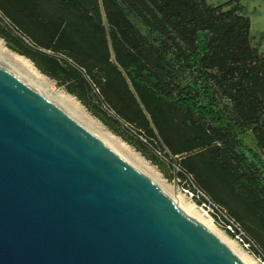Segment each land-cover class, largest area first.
I'll use <instances>...</instances> for the list:
<instances>
[{
    "label": "trees",
    "instance_id": "1",
    "mask_svg": "<svg viewBox=\"0 0 264 264\" xmlns=\"http://www.w3.org/2000/svg\"><path fill=\"white\" fill-rule=\"evenodd\" d=\"M212 1L0 0V39L91 115L170 156L263 260L264 54L240 0Z\"/></svg>",
    "mask_w": 264,
    "mask_h": 264
},
{
    "label": "water",
    "instance_id": "2",
    "mask_svg": "<svg viewBox=\"0 0 264 264\" xmlns=\"http://www.w3.org/2000/svg\"><path fill=\"white\" fill-rule=\"evenodd\" d=\"M0 264H243L0 64Z\"/></svg>",
    "mask_w": 264,
    "mask_h": 264
},
{
    "label": "bare ground",
    "instance_id": "3",
    "mask_svg": "<svg viewBox=\"0 0 264 264\" xmlns=\"http://www.w3.org/2000/svg\"><path fill=\"white\" fill-rule=\"evenodd\" d=\"M16 56V54H12L4 48L0 42V64L2 66L11 70L31 89L66 112L95 138L122 157L133 168L150 179L179 207L184 214L219 239L243 264H259L257 260L249 255L235 240L229 237V235H227V233L213 221L212 217L205 214L195 203L185 198L184 195L172 191L161 183L158 180V176L151 171L150 168L145 166L141 159L134 154L126 144L119 141L110 133L103 132L91 118L82 112L80 107L75 104L72 99L63 93H56L52 89H49L42 80L43 75H41L35 67L30 64L31 69H28L25 66L17 64L15 61ZM20 58L22 59L23 57ZM27 62H29L28 59Z\"/></svg>",
    "mask_w": 264,
    "mask_h": 264
},
{
    "label": "rangeland",
    "instance_id": "4",
    "mask_svg": "<svg viewBox=\"0 0 264 264\" xmlns=\"http://www.w3.org/2000/svg\"><path fill=\"white\" fill-rule=\"evenodd\" d=\"M233 3H234V0H214L212 2H209V4L213 6L225 5L224 10H228L231 7L230 4L233 5ZM239 3L245 7L246 15L250 20L251 44L260 54H264V0H240ZM0 42L4 46V48H6L12 54H15L14 52H12L11 50L7 48L5 42L2 39H0ZM20 57L22 56L17 55L15 57L16 63L19 65L25 66L28 69H31L30 64L32 66L33 64L30 61L27 62L26 58L23 57L21 59ZM42 77H43L42 80L44 84L49 89H53V85L51 84V82L45 76H42ZM53 90L56 93H63L67 95L70 99L73 100L75 104H77L80 107V109L85 115L91 118L98 125V127L103 132L110 133L115 138H117L119 141L126 144L129 147V149L141 159V161L145 164V166L150 168L151 171H153L158 176V180L161 183H163L165 186H167L172 191H175L176 193H180L184 195L185 198H187L188 200L194 203V200L196 198L193 197V195L189 192L190 189L192 188L190 180L189 179L183 180L178 176L179 169L175 165V163L171 161L170 156L166 157L165 153L160 151V149L152 147L146 144L144 141L143 143H145V146H141L140 144H138L136 140V135L130 130H127L126 125L118 126V125L113 124L107 118L102 117V120L100 118H96L93 115H91L89 111L75 97L68 95L65 91L56 89V87ZM221 106L222 104L220 103L218 108L220 109ZM245 142L254 151L260 152L258 148L256 147V145L254 144V142L250 138H246ZM231 238L233 239V237ZM238 244L241 246L240 243ZM241 247L249 255H251V253L248 252L246 248H244L243 246ZM252 257L256 259L254 256ZM257 262L259 264H262L258 260Z\"/></svg>",
    "mask_w": 264,
    "mask_h": 264
},
{
    "label": "built area",
    "instance_id": "5",
    "mask_svg": "<svg viewBox=\"0 0 264 264\" xmlns=\"http://www.w3.org/2000/svg\"><path fill=\"white\" fill-rule=\"evenodd\" d=\"M49 81L53 85V89H55L56 87V89L63 91L61 88L57 87L54 81L52 80ZM194 197L196 198L194 200V203L196 200L204 199V202H202L199 206L198 205L197 206L205 214L209 215L210 217L212 216L213 221L220 228H222L225 232L230 233V235H232L233 239L236 242L240 243L241 246H243L244 248H246V250L249 251L251 243L250 241H248L246 235L243 233L240 226L233 219L229 218L221 208H219L218 206L214 205L211 201H209V199L203 193L197 191ZM257 260L262 264H264V259L263 260L257 259Z\"/></svg>",
    "mask_w": 264,
    "mask_h": 264
}]
</instances>
